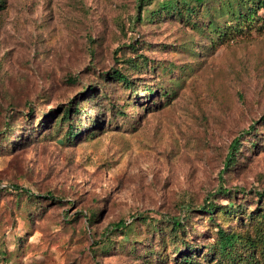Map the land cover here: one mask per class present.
<instances>
[{
  "label": "rangeland",
  "instance_id": "obj_1",
  "mask_svg": "<svg viewBox=\"0 0 264 264\" xmlns=\"http://www.w3.org/2000/svg\"><path fill=\"white\" fill-rule=\"evenodd\" d=\"M135 1L0 0V264H181L182 240L184 264H225L214 222L234 264H264V7L236 29L234 0L151 20ZM212 192L241 207L209 221Z\"/></svg>",
  "mask_w": 264,
  "mask_h": 264
},
{
  "label": "trees",
  "instance_id": "obj_2",
  "mask_svg": "<svg viewBox=\"0 0 264 264\" xmlns=\"http://www.w3.org/2000/svg\"><path fill=\"white\" fill-rule=\"evenodd\" d=\"M152 0H136L135 1V6L136 8H138V10L140 11H144L145 12V16H147L149 18V20L153 19L154 17L160 16V14L163 13H168V15H172V14H179L181 11V8L178 9L179 5L182 4H187L188 0H159V3L155 6V8H146L147 4L150 3ZM197 2L201 1V0H195ZM221 4L224 7H227V11L232 12V4H231V0H221ZM234 6L237 7L235 14H234V19L235 22L231 25L230 21L226 22L225 27H230L233 26L236 29L242 27V25H246L251 23V21L255 18L254 15L256 14L257 9H259L260 7H264V0H234ZM181 7V6H180ZM183 7V6H182ZM186 10L189 12L192 10V7H189L188 5L186 6ZM139 13H137L138 16ZM212 23L214 24V21L212 18L209 17L207 25H212ZM217 31V35L219 34V36L225 35L229 32L233 33L231 30H216ZM233 37V35H232ZM134 57H127L124 61L131 66H137L136 61L133 60ZM103 74L106 77H110L111 79H114L116 81H119L120 83L126 85L129 87V90H131L132 92L136 91V85L135 83L132 82L131 78H129L127 76V74L124 71H121L120 68H111L106 72H103ZM134 85V86H133ZM85 86H87L88 90L92 92V90L94 89L92 85L86 84ZM143 90L147 91L148 93L151 91L149 89V86H143L142 87ZM81 92V91H80ZM65 106L62 108L61 110V116L60 119L61 120H66V128H65V133H64V137L68 140H70L71 138L74 137L75 135V131L77 128L76 126H73V124L71 122H69L70 120V115L68 114L69 109H70V101L65 102ZM77 105H72V112H77L78 110H80V108H76ZM57 116V115H56ZM56 116L54 117V119L56 118ZM263 118V116H262ZM53 123V122H52ZM40 124V123H39ZM41 125V124H40ZM252 126V125H251ZM239 144V139L237 136L233 137L231 139V141L228 144V150L226 152L224 161L222 163L223 167H229V165L232 163L233 158H234V151L237 149V146ZM12 188H18L20 190H22L20 188V186H16L11 184ZM218 191H220L221 193H227L228 190L222 186H219V188L217 189ZM30 193V192H29ZM215 192H212L210 194H207L202 202V204L200 205V209L202 211H204L206 213V217L209 221H213V214L215 212V209H217V207H219L220 209H223V211H234L236 209H238L237 207L240 206V204H222L221 206L218 204H215L213 202V194ZM263 194V193H261ZM231 204V205H230ZM237 206V207H236ZM226 207V208H225ZM241 207V206H240ZM225 209V210H224ZM240 209V208H239ZM260 213L259 215H263L264 216V206L262 208H260ZM171 225H170V231H175L180 225L181 223L179 222V220L177 218H173L171 219ZM127 222H125L123 219L119 218L118 220L114 221L113 223H111L110 228L111 229H122L121 231H124L123 229L127 227ZM214 234L212 237V241L210 242L211 245H213L214 249H216L215 251L217 252V254H219L220 256H223L225 258H228L225 264H234V260L232 259V257L230 256L232 253V249L234 244L239 240V236L238 233L235 230H232L231 228L226 229L224 226L220 225L218 222H214ZM182 244H184V248L181 250H179L178 252L181 254L180 255V261L181 264L184 263H188L189 260L192 259V255L190 254L192 251L195 250V247H191V246H186V242L185 240H182ZM197 249V248H196ZM2 259V258H1ZM242 264V263H241Z\"/></svg>",
  "mask_w": 264,
  "mask_h": 264
}]
</instances>
